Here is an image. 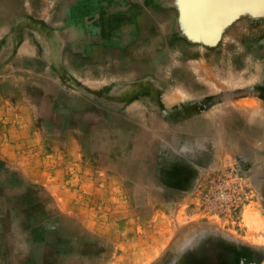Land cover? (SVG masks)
<instances>
[{
  "label": "rangeland",
  "instance_id": "rangeland-1",
  "mask_svg": "<svg viewBox=\"0 0 264 264\" xmlns=\"http://www.w3.org/2000/svg\"><path fill=\"white\" fill-rule=\"evenodd\" d=\"M42 14L0 57V264H264V12L216 78L201 51L127 80L104 75L101 52L69 67L59 41L34 54L40 68L14 61L25 28L51 35ZM221 175L237 197L218 208Z\"/></svg>",
  "mask_w": 264,
  "mask_h": 264
},
{
  "label": "bare ground",
  "instance_id": "bare-ground-1",
  "mask_svg": "<svg viewBox=\"0 0 264 264\" xmlns=\"http://www.w3.org/2000/svg\"><path fill=\"white\" fill-rule=\"evenodd\" d=\"M26 2L29 6L25 5ZM188 4L184 0H0V57L12 47L15 27L25 23L27 12L34 10L38 15H47L51 35L45 36L42 30L46 27L40 24L35 25V30L25 28L22 33L24 45L21 44L25 55L14 52V61L40 68L42 63L34 54L59 41L63 51L69 55L66 56L69 67L79 65V70L85 73L87 58L95 59L101 52L100 56L103 55L98 67L104 75L114 72L112 74L116 78L127 80L145 72H160L162 63L172 56L179 61L205 51L215 59L214 69H206L205 65L211 61L203 58L201 74L216 78L221 73L220 65L224 60L241 57L235 53V48L242 41L240 36L247 32L242 30L243 26L250 25V19L257 12H264V0H208L200 6ZM28 39L39 47L31 46ZM4 43L8 49H4ZM243 55L252 59L245 53ZM259 66L257 63L256 68ZM174 73L180 77L177 79L182 86L192 92L202 88L186 70L173 69ZM260 75L264 77V71ZM165 80L160 78L149 82L159 86ZM132 88V85L122 86L116 95Z\"/></svg>",
  "mask_w": 264,
  "mask_h": 264
},
{
  "label": "built area",
  "instance_id": "built-area-1",
  "mask_svg": "<svg viewBox=\"0 0 264 264\" xmlns=\"http://www.w3.org/2000/svg\"><path fill=\"white\" fill-rule=\"evenodd\" d=\"M227 176L221 175L214 181V193L211 196H208L209 202L218 208L231 206L237 197L235 190L234 195L230 192L229 187L232 186V179Z\"/></svg>",
  "mask_w": 264,
  "mask_h": 264
}]
</instances>
